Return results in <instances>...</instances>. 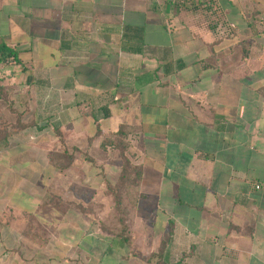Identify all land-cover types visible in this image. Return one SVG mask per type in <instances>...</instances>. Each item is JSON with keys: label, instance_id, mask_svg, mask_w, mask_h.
<instances>
[{"label": "crops", "instance_id": "1", "mask_svg": "<svg viewBox=\"0 0 264 264\" xmlns=\"http://www.w3.org/2000/svg\"><path fill=\"white\" fill-rule=\"evenodd\" d=\"M0 44L50 135L0 140V264H264V0H0Z\"/></svg>", "mask_w": 264, "mask_h": 264}, {"label": "rangeland", "instance_id": "2", "mask_svg": "<svg viewBox=\"0 0 264 264\" xmlns=\"http://www.w3.org/2000/svg\"><path fill=\"white\" fill-rule=\"evenodd\" d=\"M11 65V63H9ZM13 65V64H12ZM2 65H0V136H2L4 133L7 134L6 137H8L9 135H15V137H17L16 140H20L23 141V143H28V142H38V139H43V137H45L46 139L50 136L47 134H44L43 132L41 134H37V124L38 122H42V120L44 121V119H35L33 116V114H29L31 113V111L33 110L31 107L32 103L30 102V100L27 98H31L32 96V92L30 89V86H22L21 82L19 79L15 78V76L13 74H16V72L14 71L13 74H10L11 77H7L9 74L11 73L4 72V69L1 67ZM6 75V76H5ZM12 78V79H11ZM15 78V80H13ZM19 81V82H18ZM20 84V85H19ZM26 99V100H24ZM29 127L30 129L28 130H24L22 131L24 128ZM36 129V130H35ZM33 131L35 134V138L31 139L30 141L28 140L29 135H32ZM100 138H98L100 140V143H102V145H104V135H97ZM56 139L58 141H64L65 140L61 137V136H55ZM5 138V137H4ZM2 138V139H4ZM53 138V137H52ZM0 138V140H2ZM108 139V138H107ZM106 139V140H107ZM125 139V138H124ZM127 143V142H126ZM123 144V141H122ZM121 143L115 144L114 146H110L109 144H107L108 149H106V146L104 145V147H100V149L93 151L91 154H88L87 152L84 153V151H78L79 156L82 157L83 159L87 160L89 162L90 165H92L91 170L93 169L94 171H97L98 173H102L104 172V167H102L98 162H96V160L100 159L102 156L101 154H105L103 152H114L115 155H117L118 157V167H115L113 169V171L117 174V180L113 183V186H115L116 188L118 187L120 193H124L125 195L127 194H134V195H138V193H140L139 191H141L140 187H141V181H138V183L136 182V179L133 177L130 179V176H128V179H125L124 181L119 182L118 181V177H119V173L121 172V169L123 168V170H125V172L128 175H133L134 176V172L136 169L141 168L142 166L141 164H136L137 160H141V155H137V153H131L132 151L128 150V148H126L125 144L122 145ZM123 148V155H122V148ZM101 150V151H100ZM54 150H51V152H45V158L47 157L48 159H50L51 157L57 156V155H62L63 153H67V150H62L63 152H58L57 153H52ZM72 153L74 151H71ZM113 154V153H112ZM113 154V155H114ZM1 156H3L1 154ZM58 157V156H57ZM56 157V158H57ZM61 157V156H59ZM62 160V165L64 167L65 170H68V168L71 166L68 164V161L66 160V158L61 157ZM90 161H89V160ZM124 160L129 161V164H125ZM46 162L48 163L47 159ZM64 163H67V165H64ZM47 164L45 163V168L48 171V166H46ZM54 165V164H53ZM123 165V167H122ZM55 169H59V167L56 165H54ZM80 170H83V168L81 166L77 167ZM118 168V169H117ZM55 169H51L50 172H55ZM63 170V169H60ZM57 171V170H56ZM58 172V171H57ZM63 172V171H60ZM47 183V182H46ZM54 184V183H53ZM57 185H59V183H57ZM112 186V185H110ZM138 190V193L136 194ZM115 191V190H114ZM118 191V190H117ZM87 195V192L85 193V196ZM132 195L130 197H132ZM128 200V199H127ZM129 201H131V199L129 198ZM113 205V203H112ZM128 204L127 202H125V208H117V210L115 211L114 214H102L104 217L102 219V223L105 222L106 224H112L113 222L118 221L119 223H128V225L132 226V223L134 221H136L135 218V214H133L129 208H127ZM127 209H129V213L127 212ZM114 216V218H113ZM140 217H142L144 220L148 221L150 215L148 213H142L140 215ZM112 218V219H111ZM113 221V222H112ZM131 231L126 230V233H129ZM128 236V235H127Z\"/></svg>", "mask_w": 264, "mask_h": 264}, {"label": "trees", "instance_id": "3", "mask_svg": "<svg viewBox=\"0 0 264 264\" xmlns=\"http://www.w3.org/2000/svg\"><path fill=\"white\" fill-rule=\"evenodd\" d=\"M12 62H14L16 64H18V63L20 64V61L18 60L16 52L12 48L6 46L5 44H0V65H3L6 63H12ZM6 135L7 134L4 133L2 136H0V138L2 139L4 137H6ZM107 141H108V144L110 146H112V145L114 146L115 144L119 145L120 143L122 144V141H123L122 145L125 144L122 134H116L114 138H112V139L109 138ZM121 148H122V146H121ZM122 155H123V148H122ZM60 156L63 158H66V160L68 161V154L67 153H63ZM124 163L129 164V161L126 162V160H124ZM64 165H67V163H64ZM58 167L61 169L64 168L61 163L58 164ZM122 167H123V165H122ZM128 176H130V179L134 177L136 179V182L138 183V181H140L141 177H142V169L141 168L136 169L134 172V176H133V175H128L125 172V170H123V168H122L121 172L119 174V177H118V181L119 182L124 181L125 179H128ZM112 188L115 191H117V190L119 191L118 187L116 188L115 186H113ZM125 232L126 231H124V233ZM125 236H126V238H128L127 235H125Z\"/></svg>", "mask_w": 264, "mask_h": 264}, {"label": "built area", "instance_id": "4", "mask_svg": "<svg viewBox=\"0 0 264 264\" xmlns=\"http://www.w3.org/2000/svg\"><path fill=\"white\" fill-rule=\"evenodd\" d=\"M255 187L258 188V185L256 184Z\"/></svg>", "mask_w": 264, "mask_h": 264}]
</instances>
